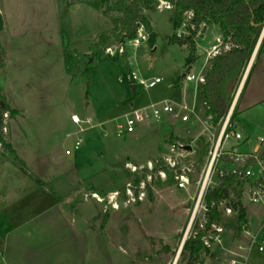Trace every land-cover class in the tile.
Returning a JSON list of instances; mask_svg holds the SVG:
<instances>
[{
	"label": "rangeland",
	"instance_id": "rangeland-1",
	"mask_svg": "<svg viewBox=\"0 0 264 264\" xmlns=\"http://www.w3.org/2000/svg\"><path fill=\"white\" fill-rule=\"evenodd\" d=\"M107 3L0 0L5 21L0 42L6 50L0 85L6 102L15 110L5 116L4 133L25 163L1 162L13 155L0 148V237L7 240L10 235L17 239L21 235L59 232L63 237L53 241L77 247L81 261L91 264L122 263L127 257L124 249L145 251L149 247L145 232L155 234L166 229L180 246L206 169L207 157L198 168L196 149L203 138L210 144L223 122L222 118L206 127V111L198 96L200 86L183 77L189 71L199 73L205 66L206 48L216 40L214 30L199 39V58L191 70L186 64L188 47L171 41L178 29L170 20L172 10L166 9L149 14L156 33L154 44L148 40L136 47L126 42L124 53L116 47L114 55L106 49L103 57L93 58L98 38L113 31L105 12ZM262 65L261 55L238 98L241 126L232 121L243 139L240 144L229 140L225 149L237 145L240 152H250L264 136ZM210 66H205V72ZM88 68L89 84L84 76ZM133 74L146 80L158 76L163 81L149 91L139 86L135 93ZM176 85L188 86V98L195 96L198 118L193 116V123H177L176 128L171 123L175 120L164 115L159 120L139 123L134 133L117 135V123L124 122L130 111L168 99ZM233 88L234 85L231 91ZM72 114L82 119L91 117L95 127L78 134ZM79 136L84 143L76 150ZM181 145L188 151L185 157H177L183 150ZM172 147L176 152L171 151ZM167 157H177L180 168L191 169L187 189L177 187L176 173L167 166ZM160 170L166 178L161 177ZM128 186L135 200L128 196ZM91 193H98L104 202L86 199V194ZM169 202L173 206H166ZM159 203L164 205L157 206ZM261 212L252 205L247 207L253 231L258 230ZM223 224H228L227 246H234L236 238L245 240L236 232L233 219L224 218ZM119 231L129 235L128 242H121L124 234ZM196 231L192 229L186 242L196 238ZM260 238L264 240V230ZM150 241L163 252L169 250L159 238L150 237ZM43 245L46 244L41 239L40 246ZM189 254L184 248L179 264H187ZM255 261L264 263V252L257 247L250 264Z\"/></svg>",
	"mask_w": 264,
	"mask_h": 264
},
{
	"label": "trees",
	"instance_id": "trees-1",
	"mask_svg": "<svg viewBox=\"0 0 264 264\" xmlns=\"http://www.w3.org/2000/svg\"><path fill=\"white\" fill-rule=\"evenodd\" d=\"M106 15L113 24L112 34L101 35L93 45L92 57H103L106 49L124 45L127 41L138 36V30L144 26L150 35L149 43L154 44L156 33L149 13L156 12L162 1L173 6L171 22L176 29L186 19V13L192 12L190 22V36L187 38L188 56L187 66H192L198 60L199 39L210 27L217 26L225 43H231L230 50L212 59L211 66L206 72V82L198 91L200 101L204 104L206 114L213 116L214 122L226 116L231 105V87L236 83L252 58L257 43L264 29V0H106ZM5 28L3 15L0 13V32ZM173 43L183 45V40L173 35ZM264 52V38L258 54ZM127 59V54L124 55ZM91 64L90 62L88 63ZM127 65H129L127 63ZM6 68V50L0 42V73ZM84 76L90 83L91 69H85ZM231 85V86H229ZM14 114L15 110L6 102V97L0 85V148L13 155L16 163L25 164L15 153L12 145L5 138V116ZM233 122L240 125L239 113L235 109ZM210 144L201 139L196 149V164L198 168L204 163L209 153ZM257 158L264 159V143L260 145ZM256 162L255 158L233 161L228 156L221 158L218 165L216 184L207 191L206 204L208 206L209 223L219 221L221 211L219 204L224 199L235 198L233 207L239 209V221L247 216V209L241 200L243 184L242 173ZM234 164L239 174H233L229 167ZM24 171L23 167L21 169ZM168 173L172 171L165 168ZM42 185L40 179H36ZM173 182V179L172 181ZM184 248L189 251L188 262H199L203 253L208 249L201 240V235L187 241Z\"/></svg>",
	"mask_w": 264,
	"mask_h": 264
},
{
	"label": "built area",
	"instance_id": "built-area-1",
	"mask_svg": "<svg viewBox=\"0 0 264 264\" xmlns=\"http://www.w3.org/2000/svg\"><path fill=\"white\" fill-rule=\"evenodd\" d=\"M159 10H172L173 6L168 3L162 1L158 6ZM193 18V13H186V19L182 22L180 27L178 28V32L176 33L177 37L186 41L184 46L187 47V38L190 36V22ZM149 40V34L145 30L144 26H141L138 30V36L129 40L130 44L139 47L143 42H147ZM125 46L120 45L117 46V49L121 53H124ZM198 46L199 43H198ZM231 43H225L223 38H217L216 43L211 47V49L207 52V61L212 60L217 55H220L223 52H226L232 48ZM113 48L110 47L107 49L112 55H114ZM116 51V50H115ZM205 66L206 63H205ZM205 66L199 71V73H185L183 77L188 82H194L197 86H201L206 82V72ZM192 66H189V70H191ZM134 82L132 84H136L137 87L141 86L143 90L149 91L155 88L157 85L162 83L163 79L161 77H155L150 80H146L140 78L138 75L133 74ZM235 111V105L230 106L227 114L223 117L222 126L219 130V133L212 136L210 142V150L206 160V169L201 176L199 181V193L195 199V204L191 213L190 221L187 228L186 236L188 238L189 233L192 229L196 228V235H201V240L203 241L205 247L208 249L206 253L200 258L198 264H206L202 262V258H210L214 257V250L217 248H222L224 252L229 255V264H248L249 258L253 250L257 247L260 252H264V240L260 238L261 231L264 230V159L257 158L258 149H254L250 153H242L239 151L238 146H232L229 149H225L229 140L233 139L238 141V144L241 143L243 139V135L240 131L233 127L232 116ZM164 115L171 117L175 121H181L182 123H193V116L198 118L196 113V104H171L168 101L154 102L145 108H137L130 111L125 116L124 122H118L116 125L117 135L122 136L125 134L134 133L136 127L139 123L148 121L151 119L159 120ZM71 120L74 124L78 126L77 133L82 134L86 132L89 128L94 127L93 119L91 117H87L86 119H82L77 114H73L71 116ZM214 122L213 116L210 114H206V118L204 120V124L206 127L212 125ZM87 125V127H86ZM6 130V128L4 129ZM215 138V139H214ZM260 144L264 143V136L259 138ZM84 143V138L79 136L75 142L74 148L79 149ZM183 148L182 152L177 153V157H185L188 151H185V147L181 145ZM172 152H176L175 147L171 148ZM69 153V151H67ZM228 156L233 161H241L243 159L255 158L256 162L254 164L249 165L245 171L242 173V188H241V200L243 205L248 207V205H252L257 209H261L262 212L257 217L260 219V224L257 231H253L251 226V221L248 216H246L243 220L239 221V209L233 207V202L235 198L224 199L219 204V210L221 211V218L219 221L209 223L208 218V206L206 204V195L207 191L212 188L217 182V172L219 171L218 165L222 157ZM177 157H167L166 162L167 166L173 170L176 175L175 178L177 180V187L180 189H187L191 180L189 177L187 167L180 168L179 161ZM131 168L130 165H128ZM133 171L137 169H131ZM181 170V173H179ZM229 171L233 174H239V170L237 166L234 164L229 167ZM159 174L162 178H166V173L164 171H159ZM131 186H128L127 192L128 196L135 200L134 195L131 192ZM118 194L117 192L113 193L114 196ZM86 199L91 197L96 199L98 202L103 203V198L98 193H91V196L86 194ZM139 199L142 200V197L139 196ZM117 205V204H116ZM115 204L113 205L116 208ZM224 218L233 219L235 221L234 228L239 235L245 238V240H239L236 238L234 246L226 245V233L228 224H223ZM237 236V235H236ZM187 240V239H186ZM185 240V241H186Z\"/></svg>",
	"mask_w": 264,
	"mask_h": 264
},
{
	"label": "crops",
	"instance_id": "crops-1",
	"mask_svg": "<svg viewBox=\"0 0 264 264\" xmlns=\"http://www.w3.org/2000/svg\"><path fill=\"white\" fill-rule=\"evenodd\" d=\"M213 30L217 35L216 39L222 38L221 32L217 26L210 27L207 30L206 35L211 31L213 32ZM263 38H264V34H263V37L261 39L259 46L255 48L252 58L250 59V61L252 62L250 64L248 74L246 75L247 78L245 77V80L238 92V96L236 98L237 100L235 102V109L238 112H239L238 110V100L239 99L238 98L240 97V94L244 90L250 78V74L252 73L256 63H258L261 55L264 56V52L261 54H258ZM215 43H216V40L211 46L206 48V65H208L209 63L211 64L212 62V60L207 61V52L211 49V47ZM245 71L243 72L239 80L236 83H234V88L230 93V98H231V95H233L232 97H234V100H235V95L239 89V86H240V83H241V80L243 78ZM263 71H264V65H262V72ZM187 88L188 86L176 85L174 93L168 99H165L164 101H168L171 104H175V103L176 104L186 103V104H191V105L196 104L195 96L192 98H188L189 96H188ZM171 123L173 127L178 128L177 126L179 124L177 123H182V122L173 121ZM183 124H186V123H183ZM71 135L72 134H69V136ZM260 145L261 144L259 142L258 144L255 145V147L250 152H252L254 149L260 148ZM250 152H245V153H250ZM1 162L13 163L7 157L1 160ZM160 205H164V204H161V203L157 204V206H160ZM166 206H173V204L169 202ZM187 215L189 216L190 213H187ZM108 222L109 220L107 221V225H108ZM184 230H185V227H184ZM157 233L148 234L145 232L144 233L145 237L149 241V247L145 249V251L144 250L142 251L141 249H138V250L135 249V250H132L133 252H128L127 250L124 249V252H126L127 257H125V259L122 260V263H117V264H173V263L179 264L180 256L184 249V245L186 241H184L182 245L183 246L182 250L179 253L180 254L179 255L177 252L179 250L177 239L176 241L175 239L172 240L173 234L169 233L166 229L162 231H158ZM118 234H124L122 236V241H121L122 243L128 242V240L126 239L129 238V235L127 234L125 236V231H119ZM21 236H18L17 239H15L14 237H11L10 235L9 237H7V240L6 239L3 240V238L0 237V264H91V263H86V262L81 261L82 260L81 253L79 252L77 247L65 246L61 243V241H57V240L53 241L54 239L63 237V236H59V232L53 233V231H48V232H40L35 235L33 233L32 236H29V237H25V235H21ZM112 237H114L113 233H112ZM150 237H156V238L163 240L164 244L166 246H169V250L166 252H163L160 248H157V246L154 245L150 241ZM41 239L46 245L40 246ZM214 253H215L214 257L207 258L206 260L202 258L204 260V261L202 260V262L206 264H229V255H227V253L224 252L222 248L215 249ZM250 259H251V255H250L248 264H250ZM252 264H264V263H261L260 261H257V262L255 261Z\"/></svg>",
	"mask_w": 264,
	"mask_h": 264
},
{
	"label": "bare ground",
	"instance_id": "bare-ground-1",
	"mask_svg": "<svg viewBox=\"0 0 264 264\" xmlns=\"http://www.w3.org/2000/svg\"><path fill=\"white\" fill-rule=\"evenodd\" d=\"M251 62H252V61H250L249 65H248V67H247V69H246V71H245V73H244V75H243V78H242V80H241V83H240L239 89H238V91H237V93H236V95H235V100H233V102H232V106L235 105V102H236V100H237L236 98H237V96H238V92H239V90H240V88H241V86H242V84H243V82H244V80H245L246 75L248 74V70H249V67H250ZM246 78H247V77H246ZM186 233H187V232H186ZM186 233H185V235L183 236L182 241H181V244H180V246H179V250L177 251L178 254L181 252L182 247H183L182 245H183L184 241L187 239ZM179 255H180V254H179ZM175 260H176V259H175ZM173 264H174V263H173Z\"/></svg>",
	"mask_w": 264,
	"mask_h": 264
},
{
	"label": "water",
	"instance_id": "water-1",
	"mask_svg": "<svg viewBox=\"0 0 264 264\" xmlns=\"http://www.w3.org/2000/svg\"><path fill=\"white\" fill-rule=\"evenodd\" d=\"M263 34H264V29H263V33L261 34L260 39H259V41H258L256 47L259 46V44H260V42H261V39H262V37H263ZM185 43H186V41H184V44H185ZM132 88H133V91L136 93L137 85H136V84H132ZM189 148H190V147H189ZM187 264H198V263H196V262H188Z\"/></svg>",
	"mask_w": 264,
	"mask_h": 264
}]
</instances>
